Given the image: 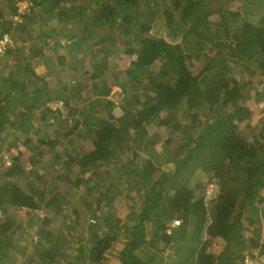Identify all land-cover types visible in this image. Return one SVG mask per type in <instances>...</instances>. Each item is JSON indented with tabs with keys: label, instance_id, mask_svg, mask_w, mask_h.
<instances>
[{
	"label": "trees",
	"instance_id": "obj_1",
	"mask_svg": "<svg viewBox=\"0 0 264 264\" xmlns=\"http://www.w3.org/2000/svg\"><path fill=\"white\" fill-rule=\"evenodd\" d=\"M30 1L36 10L24 19L35 14L44 23L70 25L66 29L70 51L85 48L89 59L119 47L135 53L119 84L122 115L118 125L110 122L97 130L94 151L82 159L111 160L133 150L120 173L125 179H138L142 199L136 218L122 231L120 264H150L137 254L148 244L156 252L171 245L167 264H240L245 250L257 248L264 253V139L249 140L241 128L248 112L232 73L233 65L246 61L264 67V23L243 21L234 39L214 42L227 59L208 55L192 71L187 60H199L215 34L209 16L213 7L221 13L215 8L217 0ZM236 1L254 8L262 0ZM7 2L15 14V0ZM90 4L95 7L91 12L87 10ZM160 20L179 42L150 34ZM49 27L54 33L63 30L53 22ZM7 32L6 26L0 28V38ZM61 100L65 105L66 99ZM150 126L156 129L148 135ZM142 151L148 155L142 157ZM198 174L207 181L218 180L219 189L206 204V181ZM36 205L34 197L15 182L2 180V212L7 206ZM2 218L0 242L12 228L11 219ZM173 219L181 223L169 227ZM247 230L251 236L246 239ZM205 232L224 242L219 254L207 252L202 239ZM116 238L105 234L91 247L92 264L101 263ZM9 260L2 251L0 264Z\"/></svg>",
	"mask_w": 264,
	"mask_h": 264
},
{
	"label": "crops",
	"instance_id": "obj_2",
	"mask_svg": "<svg viewBox=\"0 0 264 264\" xmlns=\"http://www.w3.org/2000/svg\"><path fill=\"white\" fill-rule=\"evenodd\" d=\"M255 7L246 8L232 0L215 5L216 11H221L210 19L215 34L200 57L227 59L214 42L234 39L233 34L246 19L264 23V0ZM87 8L91 12L95 7L90 4ZM12 9L7 0H0L4 15L0 28L6 26L12 39L0 56V183L15 182L37 205L7 206L3 212L2 219H11L13 230L7 229L0 242V254L5 251L10 258L4 264H92L91 247L105 234L117 238L100 264H120L119 251L125 242L122 231L136 218L142 199L138 179H125L120 173L133 150L118 153L111 160L82 159L94 151L97 130L110 122L118 125L122 115L119 84L135 53L119 47L89 59L85 48L70 51L69 24L44 23L35 14L14 21ZM52 22L63 30L51 31ZM122 56L130 62L119 64ZM232 67L248 112L241 128L249 140L264 139V67L254 61ZM56 99H66L61 110L46 108V101ZM154 129L148 127V135ZM16 140L23 142L25 151L7 166L1 152ZM147 155V151L141 152L142 157ZM249 236L251 233L245 231L244 237ZM202 239L210 254H219L224 247L221 239L207 232ZM162 250L156 252L148 244L137 254L150 264H167L173 249L167 245Z\"/></svg>",
	"mask_w": 264,
	"mask_h": 264
},
{
	"label": "built area",
	"instance_id": "obj_3",
	"mask_svg": "<svg viewBox=\"0 0 264 264\" xmlns=\"http://www.w3.org/2000/svg\"><path fill=\"white\" fill-rule=\"evenodd\" d=\"M15 14L12 18L14 21L20 22L22 18L36 10V6L30 0H15ZM12 42V39L8 34H4L0 38V56L5 52L6 46ZM63 101L61 99L48 100L45 106L51 110H61L63 108ZM25 151V146L21 140H16L8 148L1 152L3 162L5 165L9 166L14 160L20 158ZM219 189L218 180L216 178L210 179L204 189V203L206 204L211 200L217 193ZM4 217L2 210L0 209V218ZM181 223L180 219H173L169 223V227L178 226ZM33 240H37V236L33 235ZM240 264H264V253H261L259 249H256L250 253H246L241 260Z\"/></svg>",
	"mask_w": 264,
	"mask_h": 264
},
{
	"label": "rangeland",
	"instance_id": "obj_4",
	"mask_svg": "<svg viewBox=\"0 0 264 264\" xmlns=\"http://www.w3.org/2000/svg\"><path fill=\"white\" fill-rule=\"evenodd\" d=\"M225 1H226V0H217V1L214 2V4H215V5H221V4L224 3ZM232 1H233V3H234L236 0H232ZM213 9H214V7L211 9L212 12H211V14H210V16H209L210 19H211V18H216V17H215V16H216V13H215V11H214ZM150 34H153V35H156V36H161V37L165 38L166 40H168V41H170V42H173V43H177V42L180 41V38H178V37H177V38H172L171 36H169V33H168L166 27L164 26L162 20H160V21L154 23V25H153V26L151 27V29H150ZM119 59H120V60H119V64H121V65L126 64V62H127V63L130 62V61H129L130 59H128L127 56H122V57H120ZM201 61H203V57H200V59L197 60V61H194L193 59H188V60H187L188 68H189L190 70H192V71L197 70V69L199 68V66L201 65ZM129 64H130V63H129ZM161 130H162V129H161ZM162 132L166 134V131H163V130H162ZM202 175H203V174H198L197 178H199L200 180L206 181V183H207V182H208V181H207V178H206L205 176H202ZM194 180H195V179H194ZM204 189H205V188H204ZM203 191H204V190H203Z\"/></svg>",
	"mask_w": 264,
	"mask_h": 264
},
{
	"label": "clouds",
	"instance_id": "obj_5",
	"mask_svg": "<svg viewBox=\"0 0 264 264\" xmlns=\"http://www.w3.org/2000/svg\"><path fill=\"white\" fill-rule=\"evenodd\" d=\"M207 184V183H206Z\"/></svg>",
	"mask_w": 264,
	"mask_h": 264
}]
</instances>
